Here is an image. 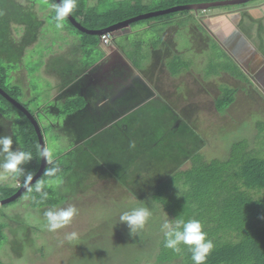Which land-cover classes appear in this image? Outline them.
<instances>
[{
	"label": "flooded vegetation",
	"instance_id": "1",
	"mask_svg": "<svg viewBox=\"0 0 264 264\" xmlns=\"http://www.w3.org/2000/svg\"><path fill=\"white\" fill-rule=\"evenodd\" d=\"M44 1L48 6L39 8L37 0H0V26L6 28L2 32L4 35L0 37V60L9 67L15 66L16 70L22 65L25 50L36 45L41 38L48 40V60L57 59L58 67L55 71H50L54 73L53 79L51 78L53 85L46 109L53 116L62 118L61 122L52 121L42 115L43 110L39 112V108H36V112L30 109V102L27 101L29 94L24 91L26 84L23 72L18 71V76L14 70L10 71L9 81L6 69L4 72V68H1L0 109L3 110H0V135L11 136L12 148L24 151V147L14 138H22L24 123L28 122L33 133L29 139L34 140L39 153V137L28 116L37 124L43 147L46 146L40 116L59 135L61 129L66 127L62 133L65 152L58 157L51 156L52 163L45 164V167L66 168L64 175L58 179L59 182L52 186L54 198L58 199L56 205L33 206L35 200L25 199L33 196L26 189L13 201L0 205V219L5 220L6 210L17 206L20 208L16 219L20 223V236L24 233L21 223L31 213L56 208L68 200L77 202L79 194H85L100 182V179H93L98 177L100 171L120 176L111 167H126L128 170L141 164L134 166L132 156L133 130H140L133 124L136 122L133 114L150 103L158 102L162 110L170 113L167 114L168 123L169 118L173 117L174 124L185 121L187 128L191 119L197 117L199 109L205 111L207 106L213 104L214 117L234 132L230 131L226 137V151L220 155H216L214 149L209 151L214 147V144L211 146L205 142L209 138H201L199 143L189 146L187 157L181 159L177 153H173V158L168 155V163H161L160 159L166 158V155H161V148L158 147L155 155L150 151L149 158L143 159L151 160L149 164L153 167L159 164L170 166L171 160L176 159L177 163L174 162L170 167H180L185 163L187 164L184 166L187 167L191 157L197 154L203 156L205 161L213 158L224 161L229 158V150L237 143H243L242 153L256 151L248 148L249 139L244 136L237 139V136L241 131L250 132L249 130L255 131V138L259 134L264 135V125L261 129V124H264V0H234V4L223 5L221 3L233 0H198L162 9L155 8L141 15H121L98 26H88L93 19L87 15V10L95 8L99 0H75V7L60 29L56 27L55 11L52 8L60 0ZM117 1L123 0H115ZM127 1L130 5L141 7L150 0ZM214 3L220 4L209 6ZM180 5H197L202 8L133 21L135 18ZM204 5L208 6L203 7ZM48 12L52 13L50 22L56 27L52 36V30L43 29L46 24L44 17ZM126 21L128 24H123ZM142 21L145 22L144 27L133 29V24ZM179 22L184 23L179 25ZM153 28H156L154 39L149 42L137 40L139 49L145 48L149 53L139 58L140 60L130 57L126 48L130 36ZM42 31L46 32L45 36ZM75 48L78 50V57H85L84 64L79 62L78 57L72 58L74 55L70 53ZM213 50L220 56L214 57L211 54ZM214 71L219 73L214 75ZM217 98L223 107L222 111L214 105ZM67 103H70L69 107L66 106ZM59 105L63 109H59ZM13 126L20 128L17 136L12 131ZM188 129L190 135H193L192 129ZM151 130L150 134L155 136L157 132ZM221 138H218V144L225 139ZM151 144L148 141V145ZM205 145L211 147L208 149ZM206 153L207 157L204 155ZM211 153L215 155L211 156ZM2 159L3 156L0 155V161ZM40 163L39 154L38 168ZM37 170L33 172V176ZM72 175L78 177L70 183ZM82 175L87 178L81 177ZM23 179L21 176L17 182H9L12 184L0 183V202L13 197L22 189ZM77 181L87 184V188L68 187V184ZM66 184L69 196L64 192ZM47 186L50 187V184ZM96 189L97 187L93 190ZM5 220H0L4 225L3 232L7 225ZM6 240L0 250L6 245Z\"/></svg>",
	"mask_w": 264,
	"mask_h": 264
},
{
	"label": "rangeland",
	"instance_id": "2",
	"mask_svg": "<svg viewBox=\"0 0 264 264\" xmlns=\"http://www.w3.org/2000/svg\"><path fill=\"white\" fill-rule=\"evenodd\" d=\"M171 1L173 2V0H150L140 7L138 5H130L127 0L121 2L99 0L95 8L87 10V15L93 19L92 24L88 26L109 23L115 17L121 15H129L130 17L135 14L141 15L151 12L155 8L162 9L170 6L168 2ZM36 3L39 5V8L48 6L44 0H37ZM44 18L46 24L43 26V29L48 28L52 30L50 34L52 36L53 31L56 29L50 22L52 13L48 12V15ZM183 23L179 22L178 24L183 25ZM144 26V21L132 25L133 29ZM4 29L6 28L0 26V37L4 35L2 33ZM155 30L156 28L143 30L138 35L130 36L126 46L127 54L130 57H137L138 60L148 54L149 52L145 48L139 49L137 40L149 42L155 38L153 36ZM45 33L42 31L43 36H45ZM58 35L61 37L59 32ZM48 44V40L41 38L36 45L25 50L22 65L16 70H14L15 66L14 68L12 66L9 67L0 60V72L1 68H4V72L6 69L8 80L11 81V77L9 76L10 71L14 70L17 75L18 71H22L26 84L24 91L29 94V98L27 99L30 102L29 108L36 112V108H39V112L43 110L41 112L42 115L47 116L52 121L61 122L62 118L53 116L46 109L49 104L50 89L53 85L52 75L54 73L50 71H55L58 67L57 59L48 60ZM70 54L74 55L72 58H77V48L72 49V53ZM211 54L214 57L220 56L215 50ZM207 55L210 56L208 53ZM78 59L82 64L86 62L85 57L82 58L81 56ZM218 73L219 71H214V75ZM212 105L207 106L205 111L202 108L199 109L196 114L197 117L193 120L191 119V122H189L188 128L192 129L193 135H190V130L185 126V121L176 125L174 124L173 117H170V122L168 123L167 114L170 113L162 110L158 102L150 103L135 111L133 115L136 122L133 124L139 127L140 130L137 131L133 128V132L135 133L132 134L131 141L132 156L134 157V166L141 164L138 167H130L128 170L126 167H111L120 176L100 171V174H97L98 177L93 178L100 179L101 183L99 180L96 182L100 184H95L91 190L89 188V191L83 195L79 194L77 202L72 203L71 200H68L69 202L64 201L62 204L56 206V209L67 208L69 206H74L77 209V215L74 216L71 224L56 232L48 231L47 220L44 215L51 208L31 213V216L27 217L23 224L21 223L22 228H24V233L21 236L19 234L20 223L16 220L18 213L21 211L20 208L17 206L6 210L4 212L6 220L0 219L2 221L5 220L7 224L4 230L7 238L6 245L0 250L1 260L6 264H146L147 262H152L154 256L152 252L156 249L157 240L163 233L161 226L169 218L159 205L151 201L148 197L149 192L153 190L156 183L171 173V171L186 167L184 165L187 163L182 166L180 165V167H170L174 165V162L177 163L176 159L174 161L171 160L170 166L164 167L162 164H159L160 166L153 167L149 164L151 160L145 161L143 159L145 157H147L146 159L149 158L150 151L153 152L152 155H155V152H158V147L161 148V155H166V158L160 159L161 163H168V155L170 158H173V153H177L178 157L183 159L188 156L189 146L191 144L196 145L201 138H209L205 141L208 145L214 144V147L209 150L210 152L214 149L216 155L225 153L228 142L226 137L229 135L231 129L217 121V118L213 115ZM214 105L218 110L222 111L223 107L221 102H218V98L214 101ZM66 106L69 107L70 103H67ZM60 108L62 106L59 105ZM0 110L2 111L3 109ZM39 121L42 124L40 125L41 130H43L45 146L50 149L51 156L58 157L65 152L66 145L62 133L66 130V127L61 129V134L59 135L50 129L49 124H47L43 116L39 117ZM263 125L261 124V129H263ZM170 128L171 130H169ZM19 129L18 126H13L12 131L15 136H17L16 134ZM150 130L157 132L155 136L150 134ZM249 131H241L237 139H241L243 136L249 139L248 148L258 151L260 156L264 158V141L262 140L264 139V135L259 134L255 138V131ZM231 133L234 132L231 131ZM220 136L222 137L221 139L224 137L225 139L218 144L217 141ZM14 140H17L23 147L24 144L21 137H15ZM162 140H166L165 143L161 142ZM148 141L150 144L154 143L149 146ZM208 145L205 146L209 149L212 145ZM215 154L211 153V156ZM152 155L151 157H153ZM204 155L207 157L208 154ZM60 162L62 164V159ZM117 165L119 164L117 163ZM77 177L72 175L69 179L70 183L75 181ZM81 177L87 178L85 175ZM7 182L0 181V183ZM12 183L8 182V184ZM54 184L51 183L50 186ZM74 186L87 188V184H80L78 181L77 183L68 184L70 189ZM65 187L67 188V184L63 188ZM96 187L97 189L94 191L93 189ZM66 188L64 192L69 196L70 194L67 193ZM137 207L148 208L151 215L142 230L130 235L127 225L121 224L119 217ZM71 232L77 233L76 240L69 241L66 239V234ZM22 239H24V242H21Z\"/></svg>",
	"mask_w": 264,
	"mask_h": 264
},
{
	"label": "trees",
	"instance_id": "3",
	"mask_svg": "<svg viewBox=\"0 0 264 264\" xmlns=\"http://www.w3.org/2000/svg\"><path fill=\"white\" fill-rule=\"evenodd\" d=\"M189 1L198 0L168 3L171 6ZM22 131L24 151L32 154V160L22 167L25 173L33 175L38 169L39 153L34 140L29 139L33 133L28 122L24 123ZM242 145L235 144L224 161L216 158L205 161L198 154L191 157L187 167L171 171L149 192L148 197L162 208L168 220L201 222L207 239L214 244L206 264H264V158L258 151L242 153ZM65 171L66 168H59L56 176L47 177L43 176L44 170L39 180L45 183L58 180ZM50 187L43 189L48 193L47 199L31 193L36 197L33 206L56 205L58 199L54 198ZM3 227L0 223V246L6 240ZM180 247V253L165 248L162 233L152 252V262L146 264H194L188 248ZM0 264L6 263L0 260Z\"/></svg>",
	"mask_w": 264,
	"mask_h": 264
},
{
	"label": "clouds",
	"instance_id": "4",
	"mask_svg": "<svg viewBox=\"0 0 264 264\" xmlns=\"http://www.w3.org/2000/svg\"><path fill=\"white\" fill-rule=\"evenodd\" d=\"M75 7V0H60V3L53 4L52 8L55 11L54 19L57 22L58 29L63 28V21ZM13 139L11 136L0 135V155L3 156L0 161V181L16 182L21 176L23 179V187L28 193H38L42 199H47L48 193L43 189L47 184L58 183L59 181H48L47 184L41 179L34 185L32 184L33 175L25 173L23 164L32 160L31 152H25L18 149H13ZM40 157L46 160L47 165L52 163L51 151L47 147L39 149ZM59 171L56 167H47L44 175L54 177ZM35 200V196L25 197ZM47 220V229L49 232H56L70 225L74 216L77 215V209L74 206L67 208H53L44 213ZM151 212L146 207H137L130 212H125L119 219L121 224H126L130 235L142 230L146 221L150 217ZM161 230L164 234V247L171 249L176 253L181 252L180 245H184L191 253V259L194 264H206V259L214 248V244L210 239H207V233L202 230V224L199 220L190 219H174L165 221ZM66 239L69 241L77 239V233L71 232L66 234Z\"/></svg>",
	"mask_w": 264,
	"mask_h": 264
},
{
	"label": "water",
	"instance_id": "5",
	"mask_svg": "<svg viewBox=\"0 0 264 264\" xmlns=\"http://www.w3.org/2000/svg\"><path fill=\"white\" fill-rule=\"evenodd\" d=\"M244 1H248V0H244ZM236 1H230L229 3H221V5L223 4H234ZM220 3H214V4H209V6H215V5H219ZM205 6H208V5H204L203 7ZM198 8H202V6H197V5H180V6H175V7H172V8H169V9H166V10H163V11H160V12H157L153 15H145V16H142V17H138V18H135L133 19V21H136L138 19H144V18H148V17H152V16H159V15H166V14H170V13H175V12H180V11H183V10H190V9H198ZM123 24H128V22L126 21L125 23ZM121 26V25H120ZM117 27V25H116ZM101 33H104V31H102ZM1 92V90H0ZM32 125L34 126L35 128V131L36 133L38 134V137H39V142H40V148L43 147V144H42V141L40 139V133H39V130L37 128V124L35 122V120L33 118H31V116H28ZM45 164H46V161L44 159L41 158V163H40V167L38 168L36 174L33 176V180H32V183H34L36 180L39 179V177L42 175L44 169H45ZM25 190L24 187H22V189H20L13 197L9 198V199H6L2 202H0V205H3V204H7L11 201H13L17 196H19L23 191Z\"/></svg>",
	"mask_w": 264,
	"mask_h": 264
}]
</instances>
